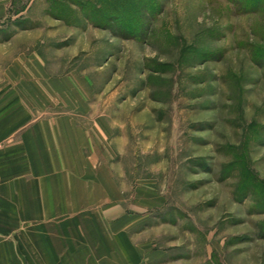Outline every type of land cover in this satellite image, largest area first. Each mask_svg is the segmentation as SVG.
<instances>
[{
	"label": "rangeland",
	"instance_id": "rangeland-1",
	"mask_svg": "<svg viewBox=\"0 0 264 264\" xmlns=\"http://www.w3.org/2000/svg\"><path fill=\"white\" fill-rule=\"evenodd\" d=\"M10 96L76 116L143 264H264V0H0Z\"/></svg>",
	"mask_w": 264,
	"mask_h": 264
},
{
	"label": "crops",
	"instance_id": "crops-1",
	"mask_svg": "<svg viewBox=\"0 0 264 264\" xmlns=\"http://www.w3.org/2000/svg\"><path fill=\"white\" fill-rule=\"evenodd\" d=\"M42 105L0 97V264H143L130 231L102 223L117 188L76 116Z\"/></svg>",
	"mask_w": 264,
	"mask_h": 264
}]
</instances>
